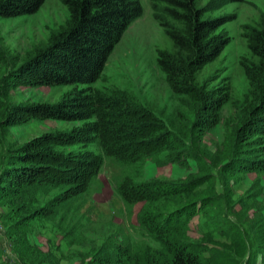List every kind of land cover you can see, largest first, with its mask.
Segmentation results:
<instances>
[{
    "label": "rangeland",
    "instance_id": "obj_1",
    "mask_svg": "<svg viewBox=\"0 0 264 264\" xmlns=\"http://www.w3.org/2000/svg\"><path fill=\"white\" fill-rule=\"evenodd\" d=\"M63 1L46 0L31 15L0 17V188L10 157L24 144L45 134L66 135L84 124L15 117L20 106L55 105L89 88L105 96L140 103L170 132L182 128L191 132L195 120L191 112L196 103L188 96L174 94L157 66V52L170 51L172 44L155 16L181 32L184 26L167 18L165 4L159 0H140L141 17L128 26L95 83L40 85L17 74V67L44 49L52 36L68 28L70 17ZM195 9L203 12L202 20L227 19L213 35L229 40L219 56L196 76L204 95L213 94L212 99L229 97L213 113L217 119L210 118L213 123L201 141L194 144L185 140L182 154L163 151L156 155L157 163L148 158L143 163L105 158L93 179L88 203L79 212L81 228L73 235V244L63 239L52 222L40 218L28 220L25 228L10 229L20 218L33 216L56 191L37 195L38 203L15 214L0 191V264H88L89 249L100 247L121 230L144 246L146 241L134 232L143 203L126 206L114 187L129 180L141 183L190 179L202 180L197 195L200 203L209 204L201 205L187 225V240L202 252L205 264H264V137L243 130L249 117L250 97L241 67L251 60L248 30L264 23V0H195ZM13 118L17 125L8 127L5 122ZM55 150L64 157L97 153L94 145L86 143L56 146ZM164 156L168 159L164 160ZM237 160L251 162V170L224 168L230 162L236 167ZM23 233L24 241L19 237ZM151 243L148 240V246ZM213 254L217 259H212Z\"/></svg>",
    "mask_w": 264,
    "mask_h": 264
},
{
    "label": "trees",
    "instance_id": "obj_2",
    "mask_svg": "<svg viewBox=\"0 0 264 264\" xmlns=\"http://www.w3.org/2000/svg\"><path fill=\"white\" fill-rule=\"evenodd\" d=\"M45 1L0 0V17L34 14ZM159 1L165 4L163 12L167 18L184 26L181 32L155 16L172 44L170 51L157 52V66L174 94L188 96L196 103L191 112L195 116L191 132L183 128L170 132L140 103L105 96L89 88L55 105L18 107L15 117L84 124L66 135L45 134L33 139L10 157L0 191L8 198L7 206L14 214L38 203L37 195L56 191L33 216L20 218L10 229L25 228L28 220L40 218L52 222L63 239L73 244L72 237L81 228L79 212L88 203L93 179L105 158L131 163H143L148 158L157 163L156 155L163 151L182 154L184 141L199 143L213 123L210 121L213 113L229 101L227 95L215 99L213 94L204 95L196 82L197 73L212 63L228 44V38L213 35L228 20H202L203 12L195 9V0ZM63 3L69 12L68 28L52 36L50 43L26 59L16 72L26 81L40 85L89 86L98 80L108 57L128 26L141 17L143 7L140 0H64ZM248 31L246 41L251 60L241 67L248 81L250 111L243 130L264 137V23ZM5 124L14 127L17 120L13 118ZM85 143L94 145L97 153L64 157L55 150L56 146ZM238 162L236 167L230 162L224 168L251 170L253 165L249 161ZM201 185V179L141 183L129 180L116 185V193L126 206L143 203L134 232L147 244L139 246L121 230L104 240L100 247L89 249L88 264H205L202 252L187 240L189 221L202 209L201 205H209L200 203L196 189ZM19 237L24 241L26 235ZM211 256L217 259L216 254Z\"/></svg>",
    "mask_w": 264,
    "mask_h": 264
}]
</instances>
